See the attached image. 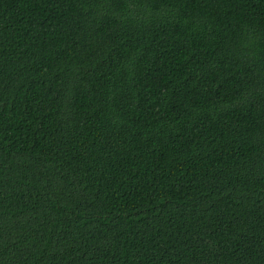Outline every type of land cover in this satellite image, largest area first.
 Segmentation results:
<instances>
[{"label": "trees", "instance_id": "1", "mask_svg": "<svg viewBox=\"0 0 264 264\" xmlns=\"http://www.w3.org/2000/svg\"><path fill=\"white\" fill-rule=\"evenodd\" d=\"M0 264H264V0H0Z\"/></svg>", "mask_w": 264, "mask_h": 264}]
</instances>
